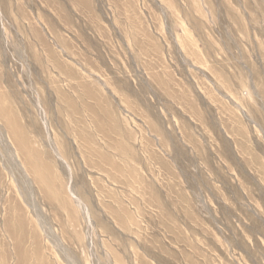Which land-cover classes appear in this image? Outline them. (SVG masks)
Here are the masks:
<instances>
[{
  "label": "rangeland",
  "instance_id": "1",
  "mask_svg": "<svg viewBox=\"0 0 264 264\" xmlns=\"http://www.w3.org/2000/svg\"><path fill=\"white\" fill-rule=\"evenodd\" d=\"M0 264H264V0H0Z\"/></svg>",
  "mask_w": 264,
  "mask_h": 264
}]
</instances>
